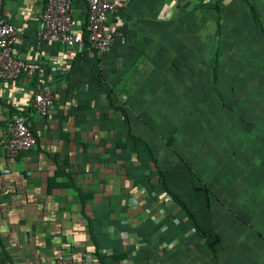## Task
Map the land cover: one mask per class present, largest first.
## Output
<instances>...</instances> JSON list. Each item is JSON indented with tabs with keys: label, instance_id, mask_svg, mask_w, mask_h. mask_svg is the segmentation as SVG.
<instances>
[{
	"label": "crops",
	"instance_id": "crops-1",
	"mask_svg": "<svg viewBox=\"0 0 264 264\" xmlns=\"http://www.w3.org/2000/svg\"><path fill=\"white\" fill-rule=\"evenodd\" d=\"M111 1L97 54L37 41L45 0H4L35 73L0 80V262L264 264V0ZM72 6L83 34L87 4ZM13 112L37 138L16 158Z\"/></svg>",
	"mask_w": 264,
	"mask_h": 264
},
{
	"label": "built area",
	"instance_id": "built-area-1",
	"mask_svg": "<svg viewBox=\"0 0 264 264\" xmlns=\"http://www.w3.org/2000/svg\"><path fill=\"white\" fill-rule=\"evenodd\" d=\"M87 4L86 40L97 54L104 53L114 41L113 30L108 26L111 16L120 12L121 6L111 0H85ZM4 0H0V80L12 81L24 72L35 73V68L27 66L23 60L13 56V46L17 41V32L13 25L1 21ZM40 30L37 41H52L69 48L84 42L83 34L73 32L72 0H45L39 15ZM54 105L51 87L37 86L31 101V108L41 116H46ZM37 144L24 115L13 112L9 137L3 142L6 156L16 158L23 151L31 150ZM0 264H13L4 260ZM57 264H73L69 259H60Z\"/></svg>",
	"mask_w": 264,
	"mask_h": 264
},
{
	"label": "trees",
	"instance_id": "trees-1",
	"mask_svg": "<svg viewBox=\"0 0 264 264\" xmlns=\"http://www.w3.org/2000/svg\"><path fill=\"white\" fill-rule=\"evenodd\" d=\"M83 37H84V40L86 41V34L83 33ZM97 78H98V82L106 88L107 92L109 93V90L108 88L106 87V85L102 82V79L100 77V74L98 73L97 75ZM203 187V186H202ZM204 188V187H203ZM165 189V187H164ZM171 197L173 198V195H171ZM214 197V196H212ZM176 201H177V198L175 197L174 198ZM207 212L209 213V210H207ZM187 214L190 218V221L192 222V225L193 227L200 231L201 234H202V238L205 239V242H206V246L208 247L210 253L212 254V256L214 257V259H217V250L218 248L215 247V245L218 243L217 241H214V233H213V230L211 228H208L207 230H205V225L201 222H195L192 214L187 210ZM211 240V241H210Z\"/></svg>",
	"mask_w": 264,
	"mask_h": 264
}]
</instances>
